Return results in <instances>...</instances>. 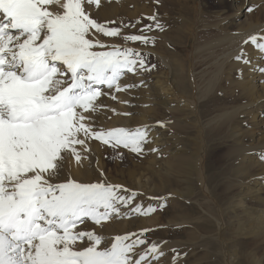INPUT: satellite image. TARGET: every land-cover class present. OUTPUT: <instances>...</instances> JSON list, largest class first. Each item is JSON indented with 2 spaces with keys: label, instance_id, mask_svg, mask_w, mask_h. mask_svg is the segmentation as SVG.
Wrapping results in <instances>:
<instances>
[{
  "label": "snow or ice",
  "instance_id": "6c2138e0",
  "mask_svg": "<svg viewBox=\"0 0 264 264\" xmlns=\"http://www.w3.org/2000/svg\"><path fill=\"white\" fill-rule=\"evenodd\" d=\"M100 3L0 0V264H153L165 255L160 243L147 239L153 229L115 235L106 247L103 234L80 229L86 222L103 227L113 218L157 211L133 205L141 193L104 181L79 182L70 173L58 179L67 156L76 165L88 158L83 153L90 152V140L137 154L149 142V125L105 129L93 119L107 107L97 103L108 94L104 88L137 87L120 81L156 67L148 63L149 53L106 44L97 34L155 45L156 37L144 33L165 26L154 14L141 34H124L123 27L135 24L109 27L116 21L92 18L90 9ZM248 44L264 54V35H249L242 41ZM234 59L251 63L244 47ZM140 246L145 247L137 252Z\"/></svg>",
  "mask_w": 264,
  "mask_h": 264
},
{
  "label": "rangeland",
  "instance_id": "374dc122",
  "mask_svg": "<svg viewBox=\"0 0 264 264\" xmlns=\"http://www.w3.org/2000/svg\"><path fill=\"white\" fill-rule=\"evenodd\" d=\"M91 11L92 18L98 22L116 21L109 27L134 23L135 27L122 28L124 34H141L139 30L144 25L154 23L146 17L157 15L165 26L164 31L153 28L144 33L156 37L155 45L130 43L134 47L154 49L162 44L163 36H172L176 44H170L163 50L157 49L169 56L179 57L188 66L189 55L196 44L192 33L197 32L196 37L200 38L196 47L212 42L219 36V32L213 28L222 23L224 17H231L234 8L231 0H101L99 7H93ZM253 12L256 20L255 7L249 14ZM234 17L228 22L229 30H233ZM97 36L106 44H116V39L118 44L129 43L120 37ZM200 60L201 56H198ZM148 63L156 65L149 73L153 71L161 77L162 73L168 71L150 55ZM205 68L213 72L216 65L211 63ZM238 74L233 73L229 77L226 72L218 77V83L198 107L200 119L188 110L185 113L169 112L150 101L140 105L135 112L129 110L131 115L116 114L111 109H116L117 113H128V108L137 105L130 102L123 105L118 99L99 103L107 107L97 114H86L93 115L96 125L105 129L150 126L149 142L144 144L142 153H134L122 146L114 151L110 146L93 139L88 141L90 152L83 153L88 157L83 161L89 163L92 175L97 173L99 181L112 184L119 182L127 189L141 193L133 205L143 203L145 207L152 205L157 209L148 216L138 215L136 223L143 221L144 229H153L147 233V239L161 244L166 263L264 264V193L252 197L254 181L249 182L251 179L248 177L260 175L262 170L259 163L264 162L259 161L257 155L250 156L247 152V148L252 145V137L248 134L252 133V113L247 115L246 112L233 122L220 123V127L218 125L224 117L219 118L221 115L234 111L236 102H233L232 97L236 95L233 92L231 95L230 86L233 82L234 87L241 80ZM118 94L119 91L112 93L115 96ZM141 95L136 98L143 102V95L148 94ZM245 103L238 101L236 106ZM171 106L182 105L175 101ZM125 118L127 125H123ZM145 119L147 123H143ZM157 122H164V126ZM162 131L165 134H159ZM169 138L170 144L164 145L165 139ZM117 153L122 155V159L116 156ZM71 160L74 158L67 156L59 180L68 178ZM195 164L199 167L198 171ZM71 177L75 178L72 174Z\"/></svg>",
  "mask_w": 264,
  "mask_h": 264
},
{
  "label": "bare ground",
  "instance_id": "6f19581e",
  "mask_svg": "<svg viewBox=\"0 0 264 264\" xmlns=\"http://www.w3.org/2000/svg\"><path fill=\"white\" fill-rule=\"evenodd\" d=\"M231 1H233L234 8L232 16L224 17L223 22L217 24L216 27L213 28L216 32H219L217 38L213 39L212 42L210 41L208 44H202V46L198 45V47H196L199 37H196L197 32L192 33V37L195 38L196 44L194 51H191L192 53L189 55L190 62L188 63V66H186L179 57L169 56L166 52L162 51L165 47H169L170 44L174 45L177 43L172 36H163L162 44L160 46L157 45L154 49L135 46L143 52L149 53L153 60L158 61L160 65L165 67L164 69H167L168 71L162 73L161 77L158 74L153 73V71L150 73L149 71L139 72L137 74L129 73L120 81V84H136L138 86L129 88L127 91H119V94L116 97L121 101L120 103H123L122 101H129L132 105L137 104L135 108L133 106V108L130 109L127 107L128 113L130 111L135 112L136 109H139L140 105L150 101L153 105H157V107L168 110L169 112L179 111L185 113L188 110L191 114H196L200 119L201 113L198 112V107L203 99L209 94L210 89L218 83V77L226 72L229 77H232L233 73L238 74L239 71L238 77L241 80L236 82L234 87V83H231V95L232 92L236 95H234L235 97H232L234 103L236 102V104H238V101H246V103L238 106L235 104L233 112L219 117L221 118L224 116L218 122V125L220 127V123L225 124V122H233L235 118H238L239 116L241 117V115L246 114V112L247 115L248 113H252V116H249L251 120L250 127H252L250 131L252 133L246 132L250 135L249 137H252V145L247 148V152L250 156L257 155L259 161H264V159H261V157L264 156V71H261V69H264V54H261L259 50L251 44L242 45V41L251 34L264 35V0ZM254 7L256 10V20H254V12L249 14V9H253ZM91 13L93 12L91 11ZM233 17L235 18V24H233V30H229L228 28L230 24H228V22L233 19ZM117 42L116 39L117 45L134 47L130 42L128 45L124 43L118 44ZM240 47L245 48L251 63L243 64L234 59L235 55L238 54V49ZM198 56H201L200 61H198ZM211 63L216 65V70L213 72L209 71L208 68H205ZM141 82L143 83L141 84ZM235 90H238L237 94ZM103 91L108 94L101 95L98 104L105 103L107 100H114L111 98L114 91L107 88H104ZM141 93L148 95L151 94L152 96L150 95L148 97V95H143L144 101L142 102L140 99H137L138 96H142ZM175 101L179 102L182 106H171ZM148 109L151 108H147V110ZM147 122L146 119L143 120V123ZM126 123L127 119L125 118V120H123V125ZM159 134H165V132L162 131L159 132ZM158 140H160V137ZM158 140L156 139V143L159 142ZM165 140L164 145H169L171 138ZM70 162L72 163L70 164L72 165L70 174L75 177L74 179L79 180V182L82 181L83 183L97 182L100 180V177H97V173H94L96 174L95 176L92 175V168L90 169L88 166L89 163L87 164L83 161L81 165H76L74 160H71ZM259 168L262 170L260 175L257 177L254 175L248 176L250 177L249 179H251L249 182L254 181V189L251 194L252 197H259L264 193V162L259 163ZM196 169L198 171V165H196ZM94 171H96V169ZM117 182L118 181H116V183ZM122 211H127V209H122ZM136 222L137 216L125 219L113 218L112 220L105 222L103 227H94L91 222H86L84 225L80 226V229H95L98 233L103 234L107 239L103 242L102 247H106L110 246L112 243L111 238L115 235L144 229L145 222ZM144 247L145 246H141L137 248L136 251L140 252ZM165 261L166 257L163 256L159 261H154L153 264H171L166 263ZM227 264H231V262Z\"/></svg>",
  "mask_w": 264,
  "mask_h": 264
}]
</instances>
